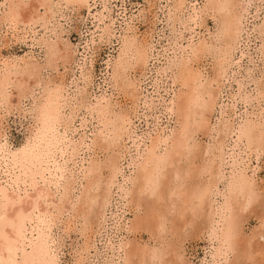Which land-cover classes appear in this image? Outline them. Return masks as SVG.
<instances>
[{"label":"rangeland","instance_id":"374dc122","mask_svg":"<svg viewBox=\"0 0 264 264\" xmlns=\"http://www.w3.org/2000/svg\"><path fill=\"white\" fill-rule=\"evenodd\" d=\"M1 1L2 0H0V3ZM173 1L175 0H86L87 5L86 3L83 5L73 4L67 7H63L62 5L60 7V5H58L59 7L57 6V8L59 10L53 9L52 18H50L49 21L46 20V22H48L46 27H44L46 31L43 30L41 22L35 23L34 21L26 23L24 19L19 22L25 23H17V25L15 24L16 26L13 25V27L0 23V69L2 63L4 64L5 61L6 63L19 62L21 64L25 61L27 63L31 61L32 65L40 64L39 68H42L39 69V84L32 89V95L28 93L26 98L22 99L21 103L18 104L16 96H14L15 93H13L12 96H10V105L8 104V108H2L3 106L0 105V111L2 110L0 112V146H2L6 152L13 153L16 156L23 155L24 152L28 153L36 131L35 123L33 122L34 116L32 113L30 114L29 111L32 106V100L38 99L39 95V98H41V96H44V93L46 94L47 91H51L52 88L55 91H60L61 89L62 91L60 92H55L53 89L51 92L58 93L62 97V100L64 102L66 101L65 105L67 106H64L60 112L62 118L68 115L70 108L75 107L76 103L79 104V110H76L77 112L75 111L73 120L67 129L63 121L58 122V126L56 125L57 127L54 128L56 135L58 134V137L61 138V149H59V151L57 150L53 157L54 166L56 167L55 170L57 169V173L59 171L58 169H61V173L63 174H58L55 178L51 177L52 182L48 184V187H50V190L56 195V199L61 198L60 195L63 193V190L67 189V198H71L70 203L72 201V203H75L74 199L80 194V190L83 188L86 181L82 179V170L84 166L90 167L99 164L101 182L99 188L97 190L93 188L91 192L92 194L97 192L95 195H97L98 198L101 197L102 194H105L104 197L106 199V202H104L105 199L104 201L101 200L102 197L101 199L97 198V205L95 203L94 210H92L93 212L91 211V215H88L90 216L89 218L88 216H86L87 218L73 216L74 214H70V212H65V214L60 217L54 216L55 213L53 212V216L51 215L52 217L48 219L43 216L42 221L45 222V225L43 224L42 226V222L39 220L36 230L40 234L39 236H42L44 232L46 233L45 245L41 247L39 244H36L33 240L35 237H32V244L35 248L34 254L38 258L40 264H124L126 255H128L129 258V264H140L139 258L134 256L136 249H145L149 251V253L151 250H156L155 254H158V256L162 251L161 257L156 255L153 256L155 260L147 254V257L145 256L143 259L144 264H149L148 262H150V264H160L159 259L162 258L167 260L173 255H175V259H178V261L177 259L176 261L179 264H264V118L262 117L264 116V59L260 53L261 46H263L264 43V35L259 33L258 28V26L260 27L261 25L260 22L264 18V0L263 2L262 0H244V2L242 0L239 2L242 3L243 6L239 4L235 9V13L238 17V33L236 38L232 40L233 42L231 41L230 43L229 48L231 49H228V53L224 57L222 69L220 70L221 72L216 76H211V74L215 68L214 66H216L214 65L216 61L213 59L214 49L217 48L215 46L221 44L213 42L217 39L215 32L220 24V22H218L220 21L219 18L217 15H212L214 13L211 10H209V12L207 10L205 11L203 7L206 0H180V4H178L176 0L175 3H177V6ZM174 8H176L177 11L176 9L174 10ZM39 12L43 13V8L40 7ZM169 12H173L175 15L173 13L170 15ZM256 26L258 29H255ZM212 32L215 35L212 34L210 37ZM258 33L259 36L257 35ZM124 36L130 40L135 39L137 41L136 44L145 51V58L142 63L129 66L128 69L125 70L123 80L115 84L111 79L113 60H115V57L119 54L122 40L126 39ZM212 36L215 38L213 39ZM39 40L42 43L48 40L49 43L59 42L57 45L58 49L64 50L65 53L67 50V53L62 57V59L65 58L66 61L64 62V60L60 58L56 61H52L51 65L50 63L46 64L47 60H49L46 53L47 48H44L45 46H43V44L37 42ZM203 40L205 42L207 40V44L203 43ZM48 42L47 44H49ZM199 43L206 44L208 46L205 45L207 51L199 54L197 59L194 57L190 64L194 71H198L201 74L203 82L205 79H212L213 77L214 79L212 80H216L212 81V89L216 93V102L210 114L209 123L206 129L204 128L205 132H203V134L205 133L206 135L199 134L200 131L192 135L191 141L189 140V148L192 147L191 149L193 152L189 151V155L183 152L184 155L186 154L187 159L184 155H182V157L179 155L177 156L178 158L174 159L176 164L179 159H181L179 161V163L181 162L180 164H177V166L166 164L172 169L175 167L173 170L171 169L173 172L170 171L166 165V167L162 169L163 174L161 172L162 176L160 178L166 181L165 183L160 181L162 183L159 184V187L162 189L157 188L156 190L157 192H164L163 194L161 193V198L164 199H160V201L158 199L156 200V191H154L156 194H152L155 196H153L154 198L147 194L140 197H138L137 194L135 196L133 187L135 184L137 185V181L134 179L137 174L134 175L133 173H137L136 169L138 167H136V165L138 166V163L141 161L139 154H143V149L145 150L146 147H148L147 144H150L151 137H153L152 140L157 137L164 138V136H168L170 132L178 128L176 116H169L166 110V105H168L167 103L172 96L180 91L186 90V88L179 86L178 83L174 84V67L186 56L183 54L189 51V47L203 45ZM209 44H211L212 47ZM206 52H209V55ZM258 54H260V56ZM54 59H56V57H54ZM22 60L25 61L22 63ZM62 62L65 64H62ZM171 73L173 77H171ZM46 82L47 84H45ZM49 82L54 84H50ZM128 84L130 87H126ZM59 86L61 88L57 89ZM123 87L127 89H123ZM37 90H40L43 95L40 91L37 92ZM7 91L10 92L9 89ZM42 98L41 100L43 101L44 97ZM78 99L79 101H77ZM69 104L72 105V107H70ZM93 105H100L102 107L103 105L105 107L107 105V111H109L112 119L119 116L123 118L124 128L122 129V137H120L121 139L119 138V143L117 142V144L112 147L111 151L110 148L108 149L105 147L106 144L104 142L100 143V140L96 138L99 126L96 124L97 122L94 121V116L90 114L92 112L90 111V107ZM27 111H29V114L26 113ZM31 118H33L32 121ZM258 122L259 124H257ZM60 124L64 126H60ZM38 125L40 126V124ZM240 126L243 127V132H246V137H244L240 143H237L236 132ZM96 129L97 132L95 131ZM204 129L202 130L204 131ZM206 130L209 131V133ZM256 138H258L257 141H255ZM248 139H251V141L248 142ZM192 140L193 142L197 140L196 144L198 146L195 145ZM97 141L98 143H96ZM251 142H254V144ZM215 143H217V145ZM169 145L168 141L166 146L162 145L159 147L158 152H163L165 148L169 149ZM247 145L250 147L248 148ZM197 147L198 151L201 153L197 151ZM103 148L108 149V152ZM247 148L248 150H246ZM207 149L212 153L211 156H209L210 153ZM69 151L72 154H70ZM197 153H199L198 156ZM191 154H193V156ZM204 154L205 156L203 157L202 155ZM108 155L110 157H107ZM113 155L116 158H113ZM188 156H190V161L193 159L192 163L194 166H198V164L200 166L206 165L207 163L209 166L212 164L213 169H211L209 173L204 172L205 174L203 173V175L201 172L195 174L191 166V171H187L191 163L189 162ZM201 157L203 161L199 159ZM106 159L110 160V163L114 161V168L116 167V174H114L115 179H113L114 184L111 186L112 189L110 188V192H105L104 187L106 180L110 178V176H108L109 171L104 166L106 164L105 162H108ZM132 162L133 164H131ZM172 163H174V161ZM50 164L51 163L48 164L49 167L52 166ZM174 170L179 171L181 175ZM167 171L170 178L167 175ZM192 172L193 176L191 175ZM175 173L178 175L177 178L174 175ZM194 176L195 178L197 176L199 179L196 178L195 180V178H193ZM228 176L230 177L228 178ZM236 176H239V178ZM242 176L244 177L242 178ZM44 177L48 178L47 173L44 174ZM58 177L62 178H59L61 179L59 182L56 181ZM182 177L184 179H181ZM209 177H211V181L210 179L208 180ZM131 178L133 182L130 181L132 180ZM174 179L177 183L174 182ZM184 180L186 182H184ZM188 180L189 182H187ZM238 180L241 185L238 184ZM70 181H72V183ZM201 182H204V185ZM234 182L235 184H233ZM39 183L38 189L46 187L43 186L40 179ZM205 183L210 191L207 188L206 198L209 200L206 202L207 199L205 198V204H203V206L206 204L207 206L204 208L202 206L201 210L204 217L201 213L199 214V211L197 217H194L196 216L194 215L190 219V221H192L191 223H185L187 219L189 220L188 216L182 218V220L184 218L186 220L179 221L178 215L181 212L178 213L179 210L177 208L181 205L182 200H184L185 195H187L186 193L188 191H194L197 187L199 188V186L200 188L204 187ZM226 183L228 185L227 189L225 188L227 187V185H225ZM229 183L235 186L234 193H238L235 198L236 212L233 214V224H235L233 225L232 236V243H235L232 245H235L234 247L237 249L231 248L226 255L227 259L219 257L212 261L211 259L213 258H211L210 253L212 248L217 246V244L214 240L209 239L208 234L211 229L216 228H214V225L219 223L217 221L220 219L216 218L217 214L215 208L225 202L228 194L227 190L230 189ZM65 184H67L70 189ZM171 185L175 190L176 188L177 190L179 189L181 193L184 190L183 193L181 195L177 194L176 191L173 190V187L171 189ZM177 185L179 187H176ZM168 186L171 190L166 188ZM124 187L128 191V197H125V199L122 193ZM163 187L165 190H163ZM238 190L240 191L238 192ZM209 192H211L212 195H210ZM239 194L240 197H237ZM171 196L177 197L172 199ZM56 199L52 202L56 203ZM170 199H172V201H170ZM99 200L103 201L104 205ZM155 200L160 203L155 204ZM163 200L164 204L162 205ZM247 200L251 202L248 204L249 207L248 205L245 206L244 210V201ZM173 201H177L175 202L176 204ZM210 201L211 203H209ZM99 202L101 203L99 204ZM170 202L175 205L172 204V207ZM216 204L218 206H216ZM241 204L243 205L242 208ZM50 206L52 205H49L48 208H50ZM175 206L177 207L174 208ZM208 206L213 211L208 209ZM214 206L216 207L213 208ZM156 208H158V212ZM181 208L180 206V211ZM161 210L163 213L165 211L167 213H164V215L160 212L159 214ZM206 210L210 211L207 212ZM174 211L176 215L175 213H173L174 215L171 214V212ZM155 212L158 214H155ZM211 212L214 213L212 214ZM161 214L162 216L160 217L159 215ZM207 214H209L210 217L211 214L214 216L209 219L210 217ZM70 215H72V222L70 221ZM166 215L167 217H165ZM175 216H177V218ZM55 217H58L56 221ZM73 217L75 220L72 219ZM173 218L179 222L177 223ZM164 219L166 220L160 221ZM158 220L161 222L162 226H160ZM193 222L195 224H193ZM239 222L242 223L240 224ZM46 223L47 225L49 224V227ZM181 223H184V226ZM236 224L238 228L240 227L239 229L235 226ZM136 225H138L136 228H139L138 230L133 228ZM210 226H212V228ZM215 226L218 227L219 225L217 224ZM81 227L82 229H80ZM85 227L87 230H85ZM162 227L165 229L163 230ZM157 228H160V230H157ZM155 229L158 232L155 231ZM233 239H236V241ZM212 241L214 242L213 245L209 243ZM242 241H244L245 245ZM173 244L175 245L173 246ZM121 245L126 249L119 248V250H117ZM158 248H163V250L161 249L160 251ZM168 249L171 253L167 251ZM243 249H245V251ZM173 250L175 254H173Z\"/></svg>","mask_w":264,"mask_h":264},{"label":"bare ground","instance_id":"6f19581e","mask_svg":"<svg viewBox=\"0 0 264 264\" xmlns=\"http://www.w3.org/2000/svg\"><path fill=\"white\" fill-rule=\"evenodd\" d=\"M54 1L53 0H2L1 3H0V23L1 24L2 23L3 24H7V25L13 27V25H15V24L17 25V23H25V22H19V21H22L24 19V21L26 20V23H28V22L30 23V22H34V21H35V23H38V22L40 23L41 22V24H42L41 26H42L43 30L46 31V28L44 29V27H46V24L48 23V22H46V20L49 21L50 18H52V15H53V12H54L53 9H58L57 8L58 5H60V7H61V5L63 7H67V6L73 5V4H75V5L76 4H80V5L82 4L83 5L85 3L87 5L86 0H54ZM175 1H173V2L175 3ZM240 1H242V0H206V3L204 2L205 5H204L203 8L205 9V11L207 10L209 12V10H211L214 13L212 15H215V16L217 15V17L220 20V21H218V22H220V24H219V26L217 25L218 28H217V31L215 32L217 39H216V41H213V42H216L217 44L218 43H221V44L218 45V46H215L217 48H215L216 50L214 49V52H213L214 58L213 57L212 58L215 59V61H216L215 63L216 64H214V65H216V66H214L215 68L213 69L211 76L212 75L216 76V75H218V73L221 72L220 70L222 69L221 67H222V64H223V61H224V57L228 53V49H231V48H229L230 47V43H231V41L233 39L236 38V35L238 33V17H237V15L235 13V9H236V7L239 4L243 6L242 3H239ZM243 2H244V0H243ZM262 2H263V0H262ZM177 3L180 4L181 1L177 0ZM177 3H175L176 6H177ZM40 7L43 8V10H44L43 13L39 12V8ZM175 9L176 8H174V10ZM171 10H172V7H171ZM176 11H177V9H176ZM203 11H202V13H203ZM172 13H170V15ZM171 21H173V20H171ZM260 23H261L260 27L257 25L258 28H259V33L261 35H264V34H262V33H264V18L262 19V21ZM257 26H256L255 29H258ZM253 29H254V27H253ZM214 30H216V29H214ZM259 33L257 34L258 36H259ZM212 34H213V32L210 34V37H211ZM213 35H215V34H213ZM42 37H44V36H42ZM124 38H126V37L124 36ZM214 38L215 37H213V39ZM131 39H132V37H131ZM49 40H51V39H49ZM134 40L135 39L130 40L128 38L122 40L121 46L119 45L120 46L119 54H118L117 57H115V60H113V67L111 66L112 64L110 65L113 68V69L111 68L112 69L111 79H112V81H114L115 84H117V83H119V82H121L123 80V75L125 74V70L128 69L129 66H133V65H136L138 63H142L144 61L145 51H144V49L139 47V45L136 44L137 41L136 40L134 41ZM208 40H210V39H208ZM211 40H212V38H211ZM48 41H44L42 43L39 40L37 42H40L41 44H43V46H45L44 48H47V50H46L47 52L46 53H47V56L49 57V60L46 59L47 60L46 64L50 63V65H51L52 61H56L57 59H60V58L62 59V57L67 53V50H66V53H65L64 50L58 49L57 45H58L59 42L58 43H49ZM47 42L49 44H47ZM206 42H207V40H206ZM206 42L203 40V43H206ZM40 43H38V44L41 45ZM203 43H201V44H203ZM217 44H215V45H217ZM205 45L203 44V45L198 46V47L197 46L196 47L195 46H191V45H189L191 47L187 46V47H189V51L187 49L188 52L186 53V51H185L186 54H183L184 56L185 55L186 56L183 59H181L180 61L178 60L179 63L174 67V69H175L174 70L175 71L174 84L178 83L179 86H181L183 88H186V90H183L182 92L180 91L177 94L173 95L172 98L167 103L168 105H166L167 106L166 110L168 111L169 116H171V117H172V115L176 116L175 118H176V123L178 125V128H176L173 132H170V134L167 133L168 136H164V138L163 137H157V138H154V140H152L153 137H151L150 138L151 139L150 144L149 145L147 144L148 147H146L145 150L143 149V154H139L140 155L139 158H140L141 161L139 160L140 163H138V166L136 165V167H138L136 169L137 173H133L134 175L137 174L136 178H134L135 181H137V185L135 184L134 187H133L134 188L133 191H135V193L132 190H130V191H132V193H134L135 196H136V194H137L138 197L147 194L150 197H153L154 195H152V194H156V193H154V191L157 192L156 189L160 188L159 184L162 183L160 181H163V178L162 179L160 178L162 176V174H163L162 169L165 168L167 165H172L173 164V165L177 166V164H180L181 162L179 163V161L181 159H179L178 163L176 164L174 158H178L177 156H179V155H181V157H182V155H184L183 152L186 153V154L189 151L191 152L192 151V149H191L192 147L189 148V140L191 141L192 135H194L195 133H198V131H200L199 134H203V132H205V129H206V127H207V125L209 123V119L211 117L210 114L213 111V108H214V105H215V102H216L215 101V94L216 93L212 89V81H216V80H212V79H214V77L213 78L211 77L212 79H205V81L203 82V80H202L203 78H202L201 74L198 71L197 72L194 71L192 66H191V64H190L193 61L192 59L194 57L197 59L199 54L203 53L204 51H207V49H206L207 45L206 46ZM209 45L211 46V44H209ZM61 47H64V46H61ZM41 49H42V47H41ZM209 52H211V51H209ZM260 53L262 55V58L264 59V43H263V46H261ZM258 55L260 56V54H258ZM44 57H45V55H44ZM54 57H56V59H54ZM260 59H261V57H260ZM62 60H64V62L66 61L65 58L62 59ZM24 61L22 60V63ZM171 62H173V61H171ZM174 63H175V61H174ZM55 64H56V62H55ZM62 64H65V63L62 62ZM39 65L40 64H38V65H34L33 64L32 65L31 61H30V63H27L25 61L23 64H21L19 62L18 63H15V62L6 63V61H5L4 64L2 63V67L0 69V105L3 106L2 108H4V107L8 108V104L10 102L9 101L10 100V96H12L13 93H15L14 96H16V99H17L16 101H17L18 104L21 103L22 99L26 98L28 93L32 95V89L34 87L38 86V84H39V82H38V80H39L38 79V75H39V72H40L39 69H42V68H39L40 67ZM262 65H263V61H262ZM171 75H172V73H171ZM171 77H173V75ZM47 82L45 84H47ZM49 83L51 84L52 82H49ZM257 83H259V82H257ZM52 84H54V83H52ZM49 85H47V86H49ZM42 86H43V84H42ZM42 86H40V87H42ZM56 87H58V86H56ZM126 87H130V85L128 84V86L126 85ZM126 87H123V89H127ZM60 88L61 87L59 86V88H57V89H60ZM8 89L10 90V92L7 91ZM52 89H51V91L54 90V89L53 90ZM44 90H46V89H44ZM39 91L37 90V92H39ZM51 91H47L46 94L44 93V96H41V98L44 97L43 101L41 100V98H39L40 95H39L38 99L32 100L33 101L32 102V106L30 104L31 107H30V109L28 108L29 111H30V114L32 113V115L34 116L33 117L34 118L33 122L35 123V128H36L35 129L36 131H35L34 139H33L31 148L28 151V153L24 152L23 155L21 154L20 156H16L13 153L6 152V150L2 146H0V176H1L0 177V264H40L38 258L34 254L35 248L33 247V244H32V237H35V238H33V240L36 242V244H39L41 247H43L45 245V243H46V240H45L46 239V236H45L46 233L44 232L42 234V236H39L40 234L36 230V226H38L39 220H41L42 226H43V224L45 223L44 221H42L43 216H45L44 218H47V219L51 218L53 216L52 215L53 212L55 213L54 216H59V217L63 216V214H65V212H68V213L70 212V214L71 213L74 214L73 216L86 217L88 215H91V211L94 210L93 208H94L95 203L97 205L96 201H97L98 196L95 195V194H97V192L95 191L96 193L92 194L91 191L93 190V188H95L97 190L99 188V185H100V182H101L100 181V173L101 172H100V167H99L100 165L99 164H98L99 166L97 164H96V166H90V167L84 166V169L82 170V179L86 180V181H85V183L83 182L85 185L80 190V194L75 197V199H74L75 203H72L73 201L70 203V199L71 198L70 199L67 198V194H68L67 191H66L67 189H64V190L62 189L63 193L62 194L60 193L61 194L60 195L61 198L56 199V197H55L56 195H54L53 191L50 190L51 188L48 187V184H51V182H52V178L51 177L55 178V177H57L58 174H60V175L63 174V173H61V171H62L61 169H58L59 171L57 173V169L55 170L56 167L54 166L55 164H54L53 157H54L56 151L57 150L59 151V149H61L60 148V145H61L60 140H61V138L58 137L59 136L58 134L56 135V131H55L54 128L58 126L57 125L58 122H60V121L62 122L63 121V124L66 125L65 128L67 129L69 124H71V121L73 120V116L75 115V111L79 110V104H77L76 101H75V103H76L75 107H72V105L69 104L70 107H72V108H70V111H69L68 115H66V116L64 115L65 117L62 118L60 112L62 111L64 106L65 107L67 106V105H65L66 101L64 102L62 100V97L58 93H54V92H51ZM58 91L59 90H57L55 92H58ZM60 91H62V90L60 89ZM42 95H43V93H42ZM29 98H31V97H29ZM34 98H36V97H34ZM72 99H73V97H72ZM79 99L77 101H79ZM11 106H9V107H11ZM106 107H107V105H106ZM106 107L104 105H103V107L100 106V105L99 106H97V105L94 106L93 105L92 107H90L91 108L90 111H92L90 114H92L94 116L93 117L95 119L94 121H96L97 122L96 124H98V126H99L98 133L96 134L97 140L99 139L100 143L104 142L106 144V146H105V144L103 143L104 146L107 147L108 149L110 148V151H111L112 147L115 146V144H117V142L119 141V138L122 137L121 134H122V129L124 128V121H123V118H121V116H119V115H118L119 117H115V119H112L110 117V113H109V111H107ZM7 110L10 111L9 109H7ZM5 111H6V109H5ZM29 111H27L26 113H28ZM114 114H116V113H114ZM111 115H113V114H111ZM263 115H264V113H263ZM262 117L264 118V116H262ZM33 118H31V121H32ZM38 124H40V126ZM63 124H60V126H62ZM257 124H259V122ZM247 127H246V129H247ZM208 128H209V126H208ZM202 129H204V131ZM242 129H243V127H241V126L237 129V132H236V142L237 143H240L243 140V138L246 137V132H243ZM95 131L97 132V129ZM207 132L209 133V131H207ZM219 132H220V130H219ZM258 138H256L255 141H257ZM220 140H221V138H220ZM63 141H64V139H63ZM168 141H169V144H170L169 145L170 148L169 149L165 148V150L163 152H158L159 151V147L162 146V145L166 146ZM250 141H251V139L250 140L248 139V142H250ZM192 142H193V140H192ZM96 143H98V141ZM193 143H195V145H197L196 144L197 140H196V142H193ZM215 144L217 145V143H215ZM252 144H254V142ZM73 146H74V144H73ZM100 146H101V144H100ZM169 146H167V147H169ZM219 146H218V148H219ZM193 147L195 148L194 144H193ZM245 147H246V145H245ZM249 147L250 146H248V148ZM248 148L246 150H248ZM66 149H67V147H66ZM70 149H71V146H70ZM103 149L107 150V152H108V149H106V148H103ZM160 150H162V149H160ZM204 150H206V149H204ZM207 150H209V149H207ZM71 151H73V150H71ZM197 151H198V147H197ZM197 151H195V152H197ZM137 153H139V152H137ZM199 153H201V152H199ZM199 153H197V156L199 155ZM209 153H210V150H209ZM209 153H208V155H209ZM61 154H62V152H61ZM70 154H72V153L70 152ZM186 154L184 155L185 157H186ZM189 154L190 153H188L187 155H189ZM211 154L212 153H210L209 156H211ZM216 154H217V152H216ZM110 155H111V153H110ZM191 155L193 156V154H191ZM202 156L204 157L205 154L202 155ZM107 157H110V156L108 155ZM112 157L116 158V157H114V155ZM117 157H118V155H117ZM188 157H189V162H191V163L189 165V170H187V171H191L190 170V166H191L192 170L195 172V174L196 173L199 174L201 172L202 175H203L204 172H206V173L208 172L209 173V172H211V169H213V165L210 164V166H209V164H207V163H206V165L204 164V165L200 166L198 164V166L197 165L194 166L193 163H192L193 159L190 161V156H188ZM194 158H196V157H194ZM108 159H110V158H108ZM108 159H106L108 162L104 161L106 163L105 165L102 164L109 171L108 176H110V178L106 180V183H105V186H104L105 187V192H107V191L110 192V188L114 184V180H113V179H115L114 174H116V172H115V168L116 167L114 168V161H113V163H110V160H108ZM186 159H187V157H186ZM199 159H202L201 161H203L202 157L199 158ZM195 160H197V159H195ZM207 160H208V157H207ZM173 161H174L175 164L172 163ZM182 161H184V160H182ZM186 161H188V160H186ZM213 161H214V159H213ZM102 162H103V160H102ZM49 163H51L50 165H52V166L49 167L48 166ZM87 163H86V165H87ZM208 163H210V162H208ZM91 164H89V165H91ZM131 164H133V162ZM216 166H219V165H216ZM134 167H135V165H134ZM167 167L170 169V171H172L175 168L174 167L172 169L169 166H167ZM214 167H215V165H214ZM177 169H178V167H177ZM187 169H188V165H187ZM215 171H216V169H215ZM134 172H135V170H134ZM161 172H162V174H161ZM175 172L178 173V174L180 173L179 171H175ZM45 173H47L48 178L44 177ZM176 173L174 175L177 178L178 175ZM216 174H218V173H216ZM167 175H168V171H167ZM180 175H181V173H180ZM191 175L193 176V172H192ZM232 175H233V173H232ZM236 175H241V174H236ZM183 176H184V174H183ZM230 176H228V178ZM61 177H58L56 179V181L59 182V180L61 181V179L64 178V177H62V178ZM204 177H205V175H204ZM211 177H209L208 180L210 179V181H211ZM234 177H235V175H234ZM236 177L239 178V176H236ZM243 177L244 176H242V178ZM59 178H61V179H59ZM169 178H170V176H169ZM193 178H195V176ZM196 178H198V177L196 176ZM196 178H195V180H196ZM240 178H241V176H240ZM39 179L43 183V186H46L45 188L42 187V189H38V186L40 184L39 183ZM181 179H184V178L182 177ZM185 179H186V177H185ZM187 179H188V177H187ZM189 179H191V178H189ZM213 179H214V176H213ZM48 180H49V182H48ZM168 180H170V179H168ZM65 181H66V178H65ZM130 181L133 182V179L130 180ZM165 181H163V182L165 183ZM203 181H204V179H203ZM231 181H232V179H231ZM70 182L72 183V181H70ZM174 182H176L175 179H174ZM184 182H186V181L184 180ZM187 182H189V180ZM239 182L240 181L238 180V184L241 185V183H239ZM71 183H70V185H71ZM170 183H171V181H170ZM201 183L203 184L204 182H201ZM209 183H211V182H209ZM245 183H248V182H245ZM190 184H191V182H190ZM229 184H230L229 185L230 189L227 190L228 194L226 196L225 202L222 205H220V206H218L216 204V206H218V207H216V206L213 207V208L216 207L215 208L216 210L215 209L214 210L216 211V214H217L216 218L220 219L219 221H217L220 224L216 223L215 225L218 224L219 225L218 227L214 225V228L216 227L215 229H211L210 231L208 230L209 231V234H208L209 239L210 240H214V242H216V244H217V246L212 248L211 253H210L211 258H213V259H211L212 261L215 258H219V257L226 258L227 257L226 255H227V253H229L230 249L231 248L232 249L235 248L234 247L235 245L234 246L232 245L234 243V242L232 243L233 225L235 224V223L233 224V221H234L233 220V214H234V212H236V209H235V206H236L235 198H236V194H238V193L236 192V194H235L234 193L235 192L234 191L235 190V186L232 185V183H229ZM233 184H235V182ZM65 185L67 186V184H65ZM68 185H69V183H68ZM172 185H171V189L173 187ZM225 185H227V183ZM163 186H165V185H163ZM174 186H175V184H174ZM72 187H73V185H72ZM176 187H179V186L177 185ZM100 188H102V187H100ZM166 188L170 189L169 186L166 187ZM197 188L194 191L192 190V192L188 191L186 193L187 195H185L184 200H182L181 205H179V207L180 206L182 207L181 211H180L179 207L177 208L179 210V211L177 210L178 213L181 212L178 215L179 216L178 217L179 221L182 220V218L185 217V216L189 217V220L188 219L186 220L184 218L187 221V222L184 221L186 224L188 222L191 223L192 221H190V219L194 215H196L194 217H197V213L199 211H200L199 214L201 213L202 206H203V204H205L204 200H205V198L207 196L206 194H207V191H208L209 188L206 187V183H205L204 187L200 188V186H199V188L198 189ZM225 188L227 189L228 185ZM160 189H162V188H160ZM186 189H188V188H186ZM241 189H242V186H241ZM163 190H165L164 187H163ZM173 190L176 191V193L179 194V195H181L183 193V191H184L183 189H181V190H183L182 193H181L179 191V189L177 190V188H176V190H175L174 187H173ZM64 191H66V192H64ZM209 191H210V189H209ZM239 191L240 190H238V192ZM168 192H170V191H168ZM122 193L124 195V199H125V197L126 198L128 197L127 196L128 195V191H127V189L125 187H124ZM161 193H162V191L161 192L160 191L157 192V194L155 195L156 196V198H155L156 200L158 199L160 201V199H164V198H161L162 197ZM209 193H210V195H212L211 192H209ZM104 195L102 194V196H101L102 199H101V197H99L98 199H101V200L104 201V199H105ZM166 195H167V193H166ZM183 196H184V194H183ZM138 197H136V198H138ZM176 197L177 196H175V197L171 196L172 199H174ZM237 197H240V194ZM54 199H56V203H53ZM172 199H170V201H172ZM101 200H99V201H101ZM208 200L209 199H207L206 202H208ZM103 201H101V202L104 205V202H106V199H105L104 202ZM155 201H154L155 204L156 203H160V202H157V201L155 202ZM101 202H99V204ZM175 202H177V201H175ZM244 202H245V204H244V210H245V206L250 204L249 202H251V201L247 200V201H244ZM139 203H140V201H139ZM209 203H211V201ZM163 204H164V200H163L162 205ZM170 204H171V202H170ZM175 204H173V205H175ZM49 205H52V206H50V208H48ZM173 205H172V207H173ZM205 206H207V204ZM205 206H203V208ZM209 206L207 208L211 210V208ZM242 206L243 205L241 204V208H242ZM156 207H160V206H156ZM176 207L177 206H175L174 208H176ZM248 207H249V205H248ZM248 207H246V208H248ZM171 208H169V209H171ZM156 209H157V212H158V208H156ZM172 210H173V208H172ZM210 210H208V211H210ZM211 211H213V210H211ZM160 212H162V210L159 211V214H160ZM164 213H167V212L165 211ZM164 213L162 212V214H164ZM173 213H175V211L171 212V214H173ZM155 214H158V213L155 212ZM162 214L159 215V216L161 217ZM212 214H211V217L214 216ZM150 215H148V216H150ZM175 215H176V213H175ZM205 215H206V213H205ZM207 215L209 216V214H207ZM71 216L72 215H70V221H71ZM198 216H201V215H198ZM202 216L204 217V214H202ZM89 217L90 216H88V218ZM153 217H156V216H153ZM165 217H167V215ZM175 217L177 218V216H175ZM209 217H206V218H209ZM211 217L209 219H211ZM263 217H264V214H263ZM57 218L58 217H55V221H56ZM261 218H262V216H261ZM72 219L75 220L74 217ZM162 219H163V217H162ZM166 219L160 220V221H165ZM174 219L175 218H173V220ZM70 221H68V222H70ZM160 221L158 220V222H160ZM179 221H177V223ZM193 221H194V219H193ZM205 221H206V219H205ZM211 221H214V220H211ZM263 221H264V218H263ZM162 223H165V222H162ZM166 223H167V221H166ZM137 224H138V222H137ZM172 224H174V223H172ZM193 224H195V223L193 222ZM193 224H191V225H193ZM46 225H47V223H46ZM133 225H134V223H133ZM163 225H165V224H163ZM182 225L184 226V223ZM188 225H190V224H188ZM160 226H162L161 222H160ZM212 226H213V224H212ZM212 226H210V227L212 228ZM235 226L238 228L237 224ZM82 227H84V226H82ZM82 227L80 229H82ZM137 227H138V225L134 226L133 228L136 229ZM207 228H209V227H207ZM138 229H136V230H138ZM158 229L160 230V228H157V230ZM162 229H163V227H162ZM85 230H87L86 227H85ZM157 230L155 229V231H157ZM128 231H129V229H128ZM130 231H132V230H130ZM133 231H134V229H133ZM34 232H35V234H34ZM233 240L236 241V239H233ZM247 240H248V238H247ZM214 242L212 241V242H209V243H212V245H213ZM242 242L244 243V241H242ZM174 245L175 244H173V246ZM212 245H210V246H212ZM244 245H245V243H244ZM119 248L121 249V248H125V247L123 245H121V246L118 247V249L117 248L116 249L119 250ZM127 248H128V246H127ZM161 249L163 250V248H161ZM161 249H159V250L161 251ZM235 249H237V248H235ZM245 249H243V250L245 251ZM246 250H248V249H246ZM167 251H169V249ZM209 251H210V249H209ZM235 251H237V250H235ZM155 252H156V250L155 251L151 250L150 253H149V251H146L145 249H136L135 253H134V256H137L139 258L140 264H144L143 263L144 262L143 259L145 258V256L147 254H149L150 257H153L154 255L158 256V254H155ZM161 252H160V255H159L160 257L162 255ZM174 252L175 251L173 250V254H175ZM243 253H245V252H243ZM174 257H175V255L171 256L167 260H164V259L161 258V259H159V262H160V264H165V263L166 264H177L178 263L177 262L178 259L176 258L177 259V261H176V259ZM176 257H178V256H176ZM153 260H155L154 257H153ZM218 260H220V259H218ZM155 262H157V261H155ZM148 263L150 264V262H148ZM124 264H129L128 255H126V257L124 258Z\"/></svg>","mask_w":264,"mask_h":264}]
</instances>
